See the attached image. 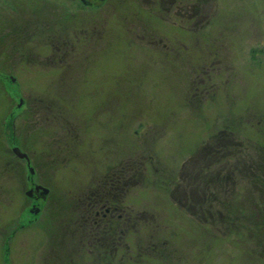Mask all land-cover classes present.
Instances as JSON below:
<instances>
[{"label": "rangeland", "instance_id": "obj_1", "mask_svg": "<svg viewBox=\"0 0 264 264\" xmlns=\"http://www.w3.org/2000/svg\"><path fill=\"white\" fill-rule=\"evenodd\" d=\"M92 2L0 0V264H264V0L209 51L164 0Z\"/></svg>", "mask_w": 264, "mask_h": 264}, {"label": "flooded vegetation", "instance_id": "obj_2", "mask_svg": "<svg viewBox=\"0 0 264 264\" xmlns=\"http://www.w3.org/2000/svg\"><path fill=\"white\" fill-rule=\"evenodd\" d=\"M68 1L74 4L78 2L80 6H85V7L87 5H93L92 0H68ZM223 1H226V0H164V2L168 4L167 7H165L166 10L172 11L173 7H175V17L181 21L178 24L182 28L183 31H186L188 34H190L191 38L195 39L196 41L195 42L196 45H194L195 48L200 43H202L206 47L204 51H207V50L209 51L211 47L216 46L214 44H211V38H214V34H217L216 39L220 41L221 39H218V36H222L224 33L223 23H222L223 21H222L221 16L219 15V13L221 12L220 11L221 8L219 5ZM214 12H216V16H213V14H215ZM226 12L232 13L233 9L229 11L226 10ZM220 14H222V12ZM176 24L177 22L174 21V24L172 25H176ZM193 27H194V30L195 31L197 30V31L195 32V34L192 35V32L194 31L192 29ZM16 30L17 29H15L14 31ZM62 30L63 29H61L60 32L55 35V37H53L52 35L50 38L52 42L56 38L57 43H52V44L47 43V45L45 46H48V45L51 46L54 52L46 56L48 59L50 60L55 59L56 62L58 61L61 64L65 65V64H69V62L72 60V57H70L71 56L70 51L73 52L72 55L74 57L73 58L74 60H79V57H78L79 51H78V46L76 45V43H71L68 38L66 40L67 35L64 34ZM13 39H14V43H13L14 45L16 39L15 37ZM44 39H46V37ZM166 40L170 41L171 39L168 36L163 37V38L160 37L158 40L154 39V43L168 48L169 45L166 42H164ZM185 48L187 50L191 48L190 44H185ZM63 78L64 76L62 77V79ZM66 78L68 79L69 77L66 75ZM13 146L15 145L13 144ZM24 160L27 162V165H28V161L26 159ZM37 185L38 184L33 179L31 180V184L29 185L30 186L29 188L35 189L33 192V197H32L35 200H33L32 203L36 204V206L39 204V202H41V199H42L41 192L36 191ZM107 212H108V209H107ZM99 214H101V212L97 213V215ZM107 217L109 216L103 215V217H99V218L103 219Z\"/></svg>", "mask_w": 264, "mask_h": 264}, {"label": "trees", "instance_id": "obj_3", "mask_svg": "<svg viewBox=\"0 0 264 264\" xmlns=\"http://www.w3.org/2000/svg\"><path fill=\"white\" fill-rule=\"evenodd\" d=\"M105 184V183H104ZM105 185H107V184H105ZM105 188H107L106 186H105ZM99 190V189H98ZM108 190V189H107ZM104 192L106 193V194H109L110 193V190H108V191H106V190H104ZM93 193V195H95L94 197L95 198H93L94 199V201H95V206L96 205H103V207H102V209H100V210H98V212H101V214H99V215H97V213L98 212H96V217L94 216V218L95 219H97V220H93L94 221V223L93 224H96V225H92L93 227H97V229H100L101 227H100V223H104V224H106V225H108L109 224V217H107V218H103V220H99V217H103V215H106V216H108V214H109V212H107V209L108 208H112L111 210L114 212V211H116V209H114L113 210V205H111V203H109L110 201H109V197L108 196H106V195H104V196H102L101 194L100 195H98L99 194V192H97L96 191V193L95 192H92ZM100 196V197H99ZM103 201H105V202H103ZM101 203V204H100ZM104 209V210H103ZM113 223H116L115 221H112ZM112 223V224H113ZM91 226V227H92ZM117 226H113L111 229H114V228H116ZM109 230H110V227H109V229L105 232V236H107L108 234H109ZM94 231V230H93Z\"/></svg>", "mask_w": 264, "mask_h": 264}, {"label": "water", "instance_id": "obj_4", "mask_svg": "<svg viewBox=\"0 0 264 264\" xmlns=\"http://www.w3.org/2000/svg\"><path fill=\"white\" fill-rule=\"evenodd\" d=\"M11 80H12V82H15L16 81V79L15 78H11ZM25 102H24V100L22 99L21 100V104H24ZM14 153L18 156V157H21V158H24V159H29V156L26 154V153H24V152H22V150H21V148L20 147H14ZM32 172H34V171H32ZM34 188H32L30 191H28L26 194H28L30 197H32V195H33V192H34ZM42 190V191H41ZM36 191H38V192H41V196L44 198V197H46L48 194H49V192H50V190L48 189V188H46V187H44V186H39V185H37L36 186ZM39 211H40V209H38L37 208V210H35V213L37 214V213H39Z\"/></svg>", "mask_w": 264, "mask_h": 264}]
</instances>
